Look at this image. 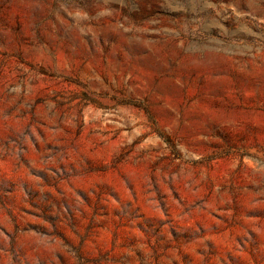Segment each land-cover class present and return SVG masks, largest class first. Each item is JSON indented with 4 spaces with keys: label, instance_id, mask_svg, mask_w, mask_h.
<instances>
[{
    "label": "rangeland",
    "instance_id": "rangeland-1",
    "mask_svg": "<svg viewBox=\"0 0 264 264\" xmlns=\"http://www.w3.org/2000/svg\"><path fill=\"white\" fill-rule=\"evenodd\" d=\"M0 264H264V0H0Z\"/></svg>",
    "mask_w": 264,
    "mask_h": 264
}]
</instances>
